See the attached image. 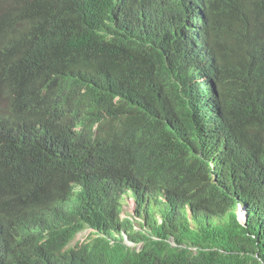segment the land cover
I'll list each match as a JSON object with an SVG mask.
<instances>
[{
  "label": "trees",
  "instance_id": "trees-1",
  "mask_svg": "<svg viewBox=\"0 0 264 264\" xmlns=\"http://www.w3.org/2000/svg\"><path fill=\"white\" fill-rule=\"evenodd\" d=\"M0 264H264V0H0Z\"/></svg>",
  "mask_w": 264,
  "mask_h": 264
},
{
  "label": "clouds",
  "instance_id": "clouds-1",
  "mask_svg": "<svg viewBox=\"0 0 264 264\" xmlns=\"http://www.w3.org/2000/svg\"><path fill=\"white\" fill-rule=\"evenodd\" d=\"M129 200H132L133 199L131 198V195L130 194H126L124 197H123V200H122V205H121V213H122V206L125 205ZM134 202V201H133ZM135 205V204H134ZM135 210V209H134ZM242 211V209L240 208H237V216H238V213ZM244 212V211H243ZM121 213H120V218L121 217ZM244 215H245V212H244ZM133 216V215H132ZM126 218V217H124ZM240 221V220H239ZM94 229L92 228H84L82 230H77L75 233H74V236L71 238V239H68L67 242L65 243L66 245L63 247V250H76L78 247H80L82 244L88 242L92 237H94ZM77 237V238H76ZM76 239V240H75ZM124 243L129 246V245H133L131 244L130 242L127 241L126 237H124ZM172 243V242H171ZM173 245V243H172ZM139 246V245H137ZM129 247H133V246H129ZM137 248V247H136Z\"/></svg>",
  "mask_w": 264,
  "mask_h": 264
},
{
  "label": "rangeland",
  "instance_id": "rangeland-1",
  "mask_svg": "<svg viewBox=\"0 0 264 264\" xmlns=\"http://www.w3.org/2000/svg\"><path fill=\"white\" fill-rule=\"evenodd\" d=\"M134 209H135L134 202L132 200H129L125 205L122 206L121 217L122 218H124V217H128V218L134 217V212H135ZM238 217H239L240 222L242 223L243 222V218H244L243 210L238 213ZM141 219H142V217H141ZM138 221H140V220L137 217L132 219L131 223H132V226H133L134 230H138L139 229ZM129 246H133V245H129ZM137 248H139V246H137Z\"/></svg>",
  "mask_w": 264,
  "mask_h": 264
},
{
  "label": "bare ground",
  "instance_id": "bare-ground-1",
  "mask_svg": "<svg viewBox=\"0 0 264 264\" xmlns=\"http://www.w3.org/2000/svg\"><path fill=\"white\" fill-rule=\"evenodd\" d=\"M219 1V0H218ZM221 3V2H220ZM218 5V4H217ZM220 5V4H219ZM205 7V6H204ZM86 24V23H85ZM91 25H93V24H91ZM103 32V31H102ZM83 39V38H82ZM85 40V39H84ZM80 44V43H79ZM79 46V45H78ZM70 47V46H69ZM73 47V46H72ZM45 48V47H44ZM153 49V48H152ZM100 51V50H99ZM163 63V62H162ZM48 65V64H47ZM40 67V66H39ZM75 82V81H74ZM38 85H40V84H38ZM76 85V84H75ZM54 86V85H53ZM60 86V85H59ZM42 87V86H41ZM48 91H50V90H48ZM47 92V91H46ZM48 93V92H47ZM46 93V94H47ZM65 116V115H64ZM32 117V116H31ZM23 118V117H22ZM27 118V117H26ZM23 119H25V118H23ZM28 120V119H27ZM6 121V120H5ZM6 123V122H5ZM23 123V122H22ZM31 126V125H30ZM51 126V125H50ZM94 127V126H93ZM32 131V130H31ZM42 131V130H41ZM22 134V133H21ZM17 135V134H16ZM18 139V138H17ZM24 141V140H23ZM21 143V142H20ZM24 143H25V141H24ZM21 145V144H20ZM38 145V144H37ZM12 146V145H11ZM38 147V146H37ZM79 147V146H78ZM20 151V150H19ZM18 151V152H19ZM49 152V151H48ZM31 155V154H30ZM36 159H38V158H36ZM58 160V159H57ZM36 161V160H35ZM34 162V161H33ZM30 166V165H29ZM54 167V166H53ZM49 168V167H48ZM44 170V169H43ZM26 172V171H25ZM44 172V171H43ZM40 181V180H39ZM46 184V183H45ZM73 185V184H72ZM81 185V184H80ZM32 188V187H31ZM30 190V189H29ZM43 193V192H42ZM29 194V193H28ZM40 196V195H39ZM29 200V199H28ZM26 206V205H25ZM146 206V205H145ZM34 207H35V205H34ZM44 208V207H43ZM17 210H19V209H17ZM32 210V209H31ZM43 210V209H42ZM37 211V210H36ZM40 211V210H39ZM19 212V211H18ZM17 212V213H18ZM43 212V211H42ZM44 213V212H43ZM29 214V213H28ZM14 215V214H13ZM18 215V214H17ZM32 215V214H31ZM54 215V214H53ZM240 216V215H239ZM46 217V216H45ZM44 217V218H45ZM17 218H18V216H17ZM26 218V217H25ZM118 218V217H117ZM11 219V218H10ZM4 222H5V220H4ZM3 222V223H4ZM2 223V222H1ZM141 224V223H140ZM4 225V224H3ZM4 226H6V225H4ZM13 226V225H12ZM3 227V226H2ZM5 228V227H4ZM3 229V228H2ZM70 229V228H69ZM9 230V229H8ZM72 233V232H71ZM70 233V234H71ZM7 236V235H6ZM12 238V237H11ZM40 239V238H39ZM2 240V239H1ZM7 240V239H6Z\"/></svg>",
  "mask_w": 264,
  "mask_h": 264
},
{
  "label": "water",
  "instance_id": "water-1",
  "mask_svg": "<svg viewBox=\"0 0 264 264\" xmlns=\"http://www.w3.org/2000/svg\"><path fill=\"white\" fill-rule=\"evenodd\" d=\"M237 219L239 220V217L238 216H237ZM245 220H246V215H244V218H243V222L242 223H244Z\"/></svg>",
  "mask_w": 264,
  "mask_h": 264
}]
</instances>
